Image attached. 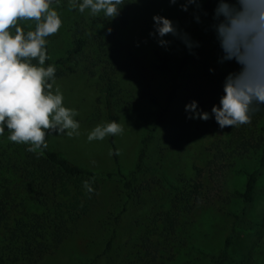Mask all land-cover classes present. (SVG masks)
Segmentation results:
<instances>
[{
	"label": "rangeland",
	"instance_id": "rangeland-1",
	"mask_svg": "<svg viewBox=\"0 0 264 264\" xmlns=\"http://www.w3.org/2000/svg\"><path fill=\"white\" fill-rule=\"evenodd\" d=\"M207 2L209 0H200L201 9L195 10L190 6L188 12H183L178 6L183 0L171 6L168 0H127L129 19L122 27L102 14L69 10L68 0L61 1L57 10L62 26L47 38L52 56H57L68 46L74 38V27L82 31V27L88 25L83 35L86 40L81 55L83 62L74 74L57 79L54 85L63 92L65 106L78 110L76 119L80 122V134L72 138L48 136V147L88 168L113 169L109 137L101 141L86 140L88 132L96 124L107 122L102 104L104 88L101 86L110 82L112 93L114 91L112 108L119 116L118 123L123 126V132L114 136L113 142L123 171L129 173L137 160L139 140L157 114V108L150 99L154 97L162 107L170 91L172 72L153 68V50L168 56L172 71L186 56L185 46L179 40L169 37L172 43L165 50L149 37L152 16L160 14L175 21L193 41L201 37L196 49L198 56L215 66L219 73L228 69L227 61L219 62L220 49L214 32L207 24L208 17L204 15ZM216 2H210L207 14L211 19ZM194 11L200 15V23H196ZM78 30L76 33L80 36L82 33ZM186 69L190 68L185 67L181 73ZM185 104L178 96L166 108L163 122L148 145L145 167L137 175L130 196H125L120 183L101 184L104 210L108 211L110 206L114 209L109 213L110 218L100 214L83 223L79 235L67 239L41 264H86L89 261L94 264H153L151 257L146 256L143 233H148L152 242L161 240L157 234L169 224V212L177 220L167 237L172 252L175 249L176 253L168 263L209 264L206 254H215L221 248L230 224L229 213L237 208V201L230 197V192L244 183V177L228 165L231 162L238 165L243 160H212L214 145L224 147L221 141L227 136L223 130L210 127L206 121L186 119ZM2 140L7 142V139ZM184 179L193 180L191 183L197 185L198 201L196 198L190 202L183 201L170 187L184 184ZM257 186L264 188V173ZM248 216L259 226L255 232L242 234L234 240L229 255L239 262L224 264H264L262 196L256 197ZM112 224L115 237L106 249L105 241ZM100 225L104 226L102 236L95 234L102 229ZM168 257L166 253L162 261Z\"/></svg>",
	"mask_w": 264,
	"mask_h": 264
},
{
	"label": "trees",
	"instance_id": "trees-1",
	"mask_svg": "<svg viewBox=\"0 0 264 264\" xmlns=\"http://www.w3.org/2000/svg\"><path fill=\"white\" fill-rule=\"evenodd\" d=\"M210 2L212 0L205 5L206 13L210 9ZM128 8L126 3L120 14L113 19L122 27L129 19ZM207 17L206 21L210 27L213 21L208 14ZM22 27L26 31L33 30L34 22H22ZM74 30L72 35L74 38L57 56H52L48 44L46 46L49 59L45 66L49 63L55 65L56 80L74 74L83 62L81 55L86 45L83 35L88 30V25H84L82 31L75 27ZM77 30L82 33L80 36L77 35ZM194 41L200 43L201 37ZM197 48L194 47L192 54H189L188 49L184 47L186 56L173 71L168 56L159 50H153L155 58L153 68L172 72L170 91L162 107L154 97H151L152 104L157 108V114L139 140L137 160L129 173H125L121 167L113 136H109L113 153L112 170H95L77 164L48 146L43 151L38 149L29 152L25 145L2 140L6 139L7 134L0 136V264H41L45 258L55 254L67 239L79 235L83 223L95 219L100 214L110 218L109 213L114 209L110 206L109 209L107 208L108 211L104 210L100 196L101 184L111 181L120 183L125 196H130L137 175L145 167L144 160L148 145L163 122L166 108L178 96L186 103L197 101L198 107L208 112L214 104H218L222 95V82L229 72L236 70L237 65L228 62L227 71L219 73L215 66L198 56ZM185 67L190 69H186L182 74L181 70ZM101 87L104 88L102 104L107 121L119 122V116L112 108L111 97L114 91L112 93L111 83L105 82ZM263 120L264 107L252 113L250 123L233 128L226 126L223 132L227 139L221 141L224 147L219 144L214 145L215 155L212 160H243L238 165L231 162L228 166L235 168L236 173L244 177V183L242 187L230 192V197L237 201V208L229 213L230 224L221 248L215 254H206L209 264L239 262L237 258L229 255V249L238 236L251 234L259 226V223L249 219L248 215L256 197L264 198V188L257 186L264 173ZM206 122L210 127L218 128L214 119ZM85 180L90 182L93 192L89 193L83 187L82 182ZM191 181L193 180L184 179V184L170 187L183 201L190 202L194 198L198 201L197 185ZM176 220L177 217L169 212L167 217L169 224L157 234L161 240L152 242L148 233H143L142 241L145 244L146 256L151 257L150 261L154 262L153 264H169L168 262L175 258V249L172 252L173 248L167 237L169 231L174 228L173 223ZM104 226H101L102 229H98L95 234L102 236ZM109 231L110 235L105 241L106 249L110 247L115 237L113 224ZM166 253L169 257L164 262L162 258ZM86 264L94 263L89 261Z\"/></svg>",
	"mask_w": 264,
	"mask_h": 264
},
{
	"label": "clouds",
	"instance_id": "clouds-1",
	"mask_svg": "<svg viewBox=\"0 0 264 264\" xmlns=\"http://www.w3.org/2000/svg\"><path fill=\"white\" fill-rule=\"evenodd\" d=\"M177 5L178 0H168ZM61 0H0V136L26 146L29 152L47 148V137L79 136L78 110L64 104V95L55 86L56 67L47 64L48 37L56 34L62 19L57 10ZM69 10L91 15L102 14L113 20L125 0H68ZM183 12L192 6L201 9L200 0H183ZM204 15H207L205 12ZM196 23L200 15L193 12ZM149 37L167 50L170 38L179 40L189 54L199 42L178 24L160 14L152 16ZM34 22L25 30L22 22ZM210 25L220 49L219 62H233L236 70L222 82V95L211 111L198 107L195 100L185 104L186 119H214L218 128L250 123L253 112L264 107V0H217ZM111 32V28L108 29ZM138 46V45H137ZM211 71V69H210ZM123 132L115 120L96 124L87 134L88 142L101 141ZM55 134V136L53 135ZM110 150L109 155H112ZM87 192L94 191L89 181L82 182Z\"/></svg>",
	"mask_w": 264,
	"mask_h": 264
}]
</instances>
